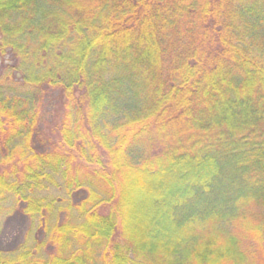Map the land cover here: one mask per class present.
I'll return each mask as SVG.
<instances>
[{"label":"trees","instance_id":"obj_1","mask_svg":"<svg viewBox=\"0 0 264 264\" xmlns=\"http://www.w3.org/2000/svg\"><path fill=\"white\" fill-rule=\"evenodd\" d=\"M0 62V264H264V0H0Z\"/></svg>","mask_w":264,"mask_h":264},{"label":"rangeland","instance_id":"obj_2","mask_svg":"<svg viewBox=\"0 0 264 264\" xmlns=\"http://www.w3.org/2000/svg\"><path fill=\"white\" fill-rule=\"evenodd\" d=\"M1 64V62H0ZM59 92L49 90L42 101L41 116L36 134L33 138V147L36 152H45L52 148L55 139L54 130L59 122L62 107L58 101ZM40 197L45 199L47 204L53 207V214L65 218V209L70 204L78 203L83 197L82 193H74L73 196L64 191V187H51L40 193ZM58 217V218H59ZM40 220H31L24 216L19 207L6 204L0 216V249L4 253L18 249L20 246L29 245L36 247L37 243L45 239L46 235L40 231ZM32 248V249H33ZM42 253L51 249L41 248Z\"/></svg>","mask_w":264,"mask_h":264}]
</instances>
